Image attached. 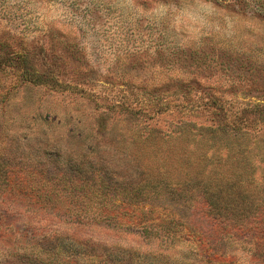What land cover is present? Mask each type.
Wrapping results in <instances>:
<instances>
[{
	"label": "rangeland",
	"instance_id": "1",
	"mask_svg": "<svg viewBox=\"0 0 264 264\" xmlns=\"http://www.w3.org/2000/svg\"><path fill=\"white\" fill-rule=\"evenodd\" d=\"M2 160L0 264H264V0H0Z\"/></svg>",
	"mask_w": 264,
	"mask_h": 264
},
{
	"label": "trees",
	"instance_id": "2",
	"mask_svg": "<svg viewBox=\"0 0 264 264\" xmlns=\"http://www.w3.org/2000/svg\"><path fill=\"white\" fill-rule=\"evenodd\" d=\"M1 164H3V168H1L0 170L2 171V177L4 180V183H8L10 181V184H12V189L14 190V192L16 193H28V195L30 197H35L36 195L42 194L43 191H45V189L51 188L54 185V182L58 179L55 178V174L53 175L51 172L48 174H45L46 176L43 177H38L41 176L43 174H37L36 171H33L31 173L32 177L28 178V180H17L14 181L12 180L13 178H11V175L9 172H14L12 169H10V165L8 163H5L3 160L1 161ZM1 167V166H0ZM20 176V174H19ZM33 177H35L34 179H32ZM79 179H84L83 177H79ZM98 178L94 177V179H89L90 180H95ZM73 181L72 183L76 184L75 182H77V180H70ZM80 182H82V185H86V183L81 180ZM79 182V183H80ZM97 183V181H96ZM6 184H4L5 186ZM7 187V186H6ZM9 187V186H8ZM10 188V187H9ZM12 190V191H13ZM178 193L180 191H177ZM186 193V192H185ZM184 192L179 193L180 195H182L183 197L186 195ZM23 194V195H24ZM202 203L199 206V211L203 214V216L205 218H209L210 220L214 221V224L216 223H220V226L225 228L226 230L228 226H231L237 230L240 229H250L252 230L253 228H261V230L264 229V213H261V217H248L249 214L246 213L247 217L250 218L249 221H244L242 220H234L233 217L236 216V213L234 214L233 210L231 211V209L229 208L228 205H224L222 207L220 206H215L213 207V203L211 202V198L209 199L208 197H202ZM264 197L261 201H256L258 205H261V208H264ZM198 211V212H199ZM229 213H232L231 216L229 215ZM247 217H245V219H247ZM261 218V219H260ZM258 220V221H257ZM247 222H249V224H247ZM252 226V227H251ZM231 230V229H230ZM186 236H189L192 233L191 229H187L186 230ZM52 245L55 244V242L53 241H49ZM38 246L42 249L44 248L42 243H39ZM43 250V249H42ZM22 256V255H21ZM39 259V258H38ZM28 263L31 264H36L37 259L36 258H32L29 259V261H27Z\"/></svg>",
	"mask_w": 264,
	"mask_h": 264
}]
</instances>
